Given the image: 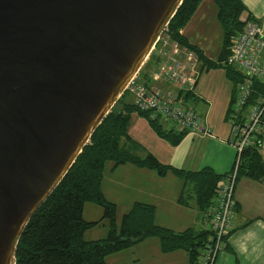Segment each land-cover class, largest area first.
<instances>
[{
	"label": "water",
	"instance_id": "1",
	"mask_svg": "<svg viewBox=\"0 0 264 264\" xmlns=\"http://www.w3.org/2000/svg\"><path fill=\"white\" fill-rule=\"evenodd\" d=\"M184 0H0V264Z\"/></svg>",
	"mask_w": 264,
	"mask_h": 264
},
{
	"label": "trees",
	"instance_id": "2",
	"mask_svg": "<svg viewBox=\"0 0 264 264\" xmlns=\"http://www.w3.org/2000/svg\"><path fill=\"white\" fill-rule=\"evenodd\" d=\"M202 1L184 0L163 34L194 50L199 56L201 71L218 67L225 69L233 85L232 107L236 86L242 76L223 62L230 53L233 39L244 29L242 16L247 7L242 0H214L224 32L220 57L215 61L197 45L190 43L182 33ZM152 58L156 66L151 68L149 62ZM159 62L157 54L152 53L137 74L138 81L141 82L140 74L144 73L143 84L153 85L152 73L157 70ZM191 94L187 92L185 97ZM123 97L124 93L116 102L122 103L121 106H113L63 180L31 217L17 246L16 264H107L111 254L131 248L149 237L160 240L163 253L183 250L188 254V264H201L204 250L213 236L212 230L196 231L189 228L174 231L161 226L156 222V207L143 202L134 203L119 222L117 204L103 192L105 169L108 162H112L113 170L123 164H133L153 170L161 177L174 174L183 180L179 202L189 205V199H194L202 218H205L208 208L214 203L226 174H219L211 167L197 171L185 170L165 164L153 153L145 156L136 154L128 148L133 141L128 132L132 113L146 118L154 132L174 146L187 133L164 128L160 120H153L148 112L139 110L132 101L120 102ZM123 140L127 141L128 146L123 145ZM241 176L254 180L264 178V159L258 148L249 147L243 151L238 180ZM87 203L102 208L103 215L99 220L87 221L84 218ZM103 223L108 227L105 237L92 240L85 238L88 230Z\"/></svg>",
	"mask_w": 264,
	"mask_h": 264
},
{
	"label": "crops",
	"instance_id": "3",
	"mask_svg": "<svg viewBox=\"0 0 264 264\" xmlns=\"http://www.w3.org/2000/svg\"><path fill=\"white\" fill-rule=\"evenodd\" d=\"M242 1L247 7L242 19L251 15L264 29V0ZM204 2H206L205 9L213 11L215 20H218V10L214 0H203L191 20L182 29V33L190 43L197 45L205 53L201 42H196L194 33L195 29L206 31L205 28L208 26L210 14L203 11L204 15H200ZM205 55L208 56L206 53ZM155 72L152 73L153 84L162 90L176 89L171 82L157 80ZM202 72L200 68L199 79H197L192 94L187 98L184 94L182 98L188 107L207 116L208 123L213 129L212 135L187 134L176 146L158 137L161 139L154 140L158 147L151 153L165 164L177 168L197 171L204 167H211L219 174H227L234 167L237 151L231 143V127L224 125L222 117L215 120L214 114L208 110L207 100H210V93L206 86L208 83L200 86ZM143 79H145L144 73H141V83H143ZM231 90L233 91L232 86ZM227 118L228 114L226 116L228 121ZM132 122L144 125L145 121L138 113H132L128 132L130 139L136 140L137 138H134L131 130ZM138 143L141 142L138 141ZM123 145H128L126 140H123ZM261 154L264 159V150L261 151ZM112 166L110 163L105 169L103 192L110 201L117 204L119 213L122 210L124 214L132 208L134 203L143 202L156 207V222L161 226L174 231H184L189 228L196 231L211 230L210 223L199 216L197 203L194 199H189V205L179 202L178 199L183 188L181 178L174 174L161 177L153 170L140 168L133 164H123L114 170ZM235 202L236 212L231 231L224 242V247L218 252L214 264H264V178L254 180L247 176H241L235 189ZM90 204L93 203L85 205L84 218L87 221L99 220L103 215V210L99 209H97L96 216L86 218L87 207L95 208ZM104 225L106 228L97 232L99 236H96L92 231L97 227L95 226L86 232L85 238L88 240L103 238L104 230L108 231L107 225ZM188 263V254L183 250L163 253L160 240L156 237H149L133 247L113 253L107 258V264Z\"/></svg>",
	"mask_w": 264,
	"mask_h": 264
},
{
	"label": "built area",
	"instance_id": "4",
	"mask_svg": "<svg viewBox=\"0 0 264 264\" xmlns=\"http://www.w3.org/2000/svg\"><path fill=\"white\" fill-rule=\"evenodd\" d=\"M249 17V16H248ZM244 18L240 31L223 64L235 68L242 80L237 83L228 114L231 143L236 148L233 169L226 174L214 203L208 208L205 221L213 236L202 255L201 264H214L224 239L230 233L236 212L235 189L243 151L249 147L264 150V29L254 18ZM164 33V32H163ZM161 34L152 53L160 58L155 72L157 80L171 82L174 90H162L155 84L147 86L133 77L126 86L132 102L150 117L169 125L177 133L212 135L207 116L188 107L182 95L192 92L200 73L198 54L169 36Z\"/></svg>",
	"mask_w": 264,
	"mask_h": 264
},
{
	"label": "rangeland",
	"instance_id": "5",
	"mask_svg": "<svg viewBox=\"0 0 264 264\" xmlns=\"http://www.w3.org/2000/svg\"><path fill=\"white\" fill-rule=\"evenodd\" d=\"M206 8V2H204L201 10L200 15H204L202 13L203 11H207L209 15V21L208 26L205 28L206 31H202L201 29H195L194 33L196 34L195 37L197 39L196 42H201V46L203 47L205 53L208 55L209 58L212 60H218L220 57V53L223 47V39H224V32L222 30V26L219 24L218 20H215V13L208 11ZM214 20L210 22L212 19ZM216 23V24H215ZM200 40V41H198ZM150 67L156 66V61L154 58H152L149 62ZM199 79V77H198ZM205 83H208L207 90L210 93V100H207V106L208 110L211 114H214V119L217 120L218 118L222 117V121L225 126H230L229 120H226L228 112H230V103L233 96V91L231 90V82L226 77V72L223 67L213 68L210 70H203L201 78H200V86L205 85ZM132 100V96L128 91L124 92V97L120 102H130ZM122 103H116L115 106H121ZM189 104V103H188ZM190 105V104H189ZM139 115V114H138ZM140 117L145 121L144 125L136 124L135 122H132L131 130L134 135V138H137L136 140H133L128 148L133 150L136 154H139L140 156H145L147 153H151V151L154 149L156 150V147L158 145L155 143L154 140L161 139L158 138L159 136L154 133V130L151 128L148 120L140 115ZM226 121V123H225ZM169 125L164 124V128H168ZM212 129V128H211ZM213 132V129H212ZM141 142V143H138ZM134 144V146H133ZM128 146V145H127ZM160 159V158H158ZM161 160V159H160ZM162 161V160H161ZM163 162V161H162ZM112 162H108V165H110ZM92 207L95 208H89L87 207V214L86 218H91L96 216L97 209L102 211V208L95 204ZM126 212V211H124ZM90 213V214H89ZM123 211L120 210V213L118 212V221H121ZM106 228L104 224H100L99 226L92 229V231L95 232L96 236H99L97 233L98 231H103L102 229ZM104 237L107 235L106 232H108L106 229L104 230ZM101 234V233H100ZM87 237V236H86Z\"/></svg>",
	"mask_w": 264,
	"mask_h": 264
}]
</instances>
